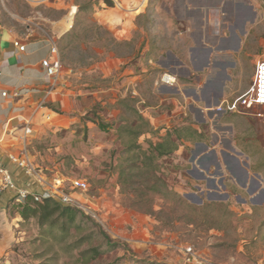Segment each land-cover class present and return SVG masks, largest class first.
<instances>
[{
    "label": "rangeland",
    "instance_id": "1",
    "mask_svg": "<svg viewBox=\"0 0 264 264\" xmlns=\"http://www.w3.org/2000/svg\"><path fill=\"white\" fill-rule=\"evenodd\" d=\"M13 1L12 6L24 16L14 21L22 33L28 25L34 27L33 22L50 35L45 26L49 22L44 18L62 15L58 9L32 10L24 0ZM72 1L82 10L69 33L56 38V43L61 79L80 95L74 96L65 108L45 101L46 114H40V119L31 124L29 145L33 162L47 182L56 180L58 185L62 181V189L73 193L84 206L82 212L111 240L121 244L89 264H183L187 246L201 259L218 264H264V107L219 117L206 113L205 104L198 103V98L194 100L213 71L196 72L199 81L194 75L183 77L185 70L178 60L192 67L188 55L190 33L185 23L167 12L169 0ZM248 4L240 51L234 57L238 59L234 60L237 66L230 70L224 89L223 82L217 88L222 91L219 100L233 99L246 91L255 63L264 61V0H249ZM96 16L111 21L120 16L136 17L137 27L130 40L117 41L106 25L96 28ZM163 74L171 75L175 81L161 82ZM243 85L247 88L240 92ZM98 88L104 94L97 101ZM196 104L202 107L203 114L192 110ZM52 109L70 117L55 115ZM135 110L153 128L139 137L143 148L161 138L167 129L190 124L197 130L192 140L158 161V174L174 192L198 207L195 211L183 208L168 196L144 190L136 169L129 178L124 173L120 176L128 164L124 149L131 134L118 133L116 128L126 118L132 120ZM88 118L113 125L103 131L87 122ZM227 121L235 130L242 128L235 134L242 148L249 147L250 153L256 149L253 155L257 154L262 177L253 175L244 181L239 176L237 184L233 182L226 151L231 136L226 130L219 132L225 135L221 137L226 165L221 161L214 165L209 155L198 154L203 150L199 144L213 146L215 127ZM73 179L85 181L87 190H72ZM142 193L154 197V201L139 211V206L131 204ZM23 200L10 191L0 197V264H88L82 254L88 245L83 243L77 248L71 243L85 229L63 240L58 230L39 226L36 218L23 220L19 214ZM149 210L152 215L144 213Z\"/></svg>",
    "mask_w": 264,
    "mask_h": 264
},
{
    "label": "crops",
    "instance_id": "2",
    "mask_svg": "<svg viewBox=\"0 0 264 264\" xmlns=\"http://www.w3.org/2000/svg\"><path fill=\"white\" fill-rule=\"evenodd\" d=\"M24 1L33 8L32 10L39 7L62 11V15L56 19L48 16L44 18L45 22H49V25L45 26H48L50 35L39 23L33 22L34 27L28 25L22 33L14 21L15 18L23 19L24 16L18 14L17 9L12 6L13 0H0V167L7 168L11 172L18 187L29 189V192L34 193L43 191L45 185L23 175L22 171L10 162L9 155L20 153L23 148V144L19 140L23 133L22 126L26 122L34 125L40 119V114H46V106H43L45 101L57 102L60 107L65 108L74 96L80 95V92H77L61 79L62 64L56 38H62L69 33L74 25V18L80 14L82 9L81 6L79 9L72 0ZM169 1L170 4L166 6L167 12L174 13L171 15H175L178 21L185 23L187 32L190 33L188 55L192 69L177 59L179 65L185 70L182 73L183 77L189 79V75H194L199 81L200 76L198 77L196 72L204 69H212L213 71L205 80L199 95L194 97L195 101L198 98V103L203 102L206 107L208 102L214 101L217 88L223 82V80L220 82L212 81V77L216 76L218 70L212 66V60L223 59L231 63L230 66V63L224 62L222 69L223 75L225 73L227 78L230 75V70L237 66L234 60L238 59L234 57L240 51L243 26L249 16L247 10L249 0ZM108 8L112 9L113 7L109 6ZM115 18L111 21L108 18L96 16L94 24L100 27H102L100 24L106 25L112 30L113 37L117 41L130 40L133 29L137 27L134 23L136 17L130 19L127 17L128 19H126V17L120 16L119 20H114ZM127 21H129V25L126 24ZM52 42L56 45V53L50 51ZM18 45H23L24 50H19ZM54 59H58L60 62V72L57 76L49 78L45 75L42 61ZM246 88L247 85H243L240 92ZM2 92L6 93L5 96L2 95ZM95 93L98 101L99 96L104 94V90L98 88ZM194 94L197 95L196 92ZM192 110L200 114L204 113L200 105L192 106ZM206 111L209 113L208 110ZM51 113L70 117L66 113ZM222 115L219 114V117ZM220 124L215 127L216 132L213 134L211 144L213 146L209 147L205 143L199 144L203 150L198 154H201L202 157L209 155L210 162L214 165L219 161L226 165L223 156L226 149L223 148L224 142L222 141V137L225 135L219 134V132L226 130L228 137L231 136L227 142L226 151H229L228 160L231 165L233 182L237 184L236 177L239 176H242L244 181L253 175L261 176L263 171L259 170L257 154L253 155V151L256 149L252 148L250 153L247 151L249 147L245 148L244 146L242 148L241 144L235 141L237 130L239 133L242 128L233 129L230 121ZM29 143L30 137L27 140V148L31 155ZM45 182H47L46 179ZM262 185H264V181H262ZM207 262V264H218L211 260Z\"/></svg>",
    "mask_w": 264,
    "mask_h": 264
},
{
    "label": "trees",
    "instance_id": "3",
    "mask_svg": "<svg viewBox=\"0 0 264 264\" xmlns=\"http://www.w3.org/2000/svg\"><path fill=\"white\" fill-rule=\"evenodd\" d=\"M109 5H111V3ZM96 28L101 27L96 25ZM53 112L58 113L57 110H53ZM134 112L135 117L133 116L132 120L126 118L123 122L124 124L116 128L118 129V133L131 134L130 140L125 145L124 149V153H126L129 159L128 164L126 170L124 167L121 169L120 176L124 173L125 176L129 178L133 170L136 169L139 176L142 178L141 184L145 187L144 190H150L158 195L168 196V199H172L173 202L175 201L178 205H182L183 208L195 211L198 207L188 203L187 200L174 192L158 174V161L177 151L183 142L192 140L193 137L198 134L197 130H194L190 124L167 129L161 138L155 142H148L147 147L143 148L138 142V139L144 134H149L153 128L141 114L136 110ZM86 121L94 123L103 131H109L110 127L113 125V122L105 124L100 120L97 121L92 118H88ZM153 201L154 197H149L147 193H142L137 199V202L131 205L134 207L139 206V211H141L143 205L150 206ZM144 213L152 215L151 210ZM19 214L23 220L36 218L39 226H47L50 231L58 230L60 232V238L63 240H67L70 234L80 233L85 229L86 232H83L79 238L71 243L73 247L77 248L81 247L83 243L88 245L82 252L88 264L93 260L101 258L104 254L121 247L119 242L111 240L107 234L81 210L70 205H64L53 197H44L42 200L38 201L32 194H28L22 202ZM94 241H97L98 244L93 245L92 242Z\"/></svg>",
    "mask_w": 264,
    "mask_h": 264
},
{
    "label": "built area",
    "instance_id": "4",
    "mask_svg": "<svg viewBox=\"0 0 264 264\" xmlns=\"http://www.w3.org/2000/svg\"><path fill=\"white\" fill-rule=\"evenodd\" d=\"M19 50H24L23 45H18ZM51 53H56V45L52 42L50 49ZM42 66L45 69V75L49 78L55 77L60 72V62L58 59L52 61L44 60L42 61ZM161 82L172 83L175 81L169 74H163L161 76ZM5 92L2 95L5 96ZM256 107H264V61L258 60L254 65V73L251 79V83L246 91L236 96L233 99L222 98L219 100L217 106L211 109H207L209 112L216 114H226V113H237V114H247L250 110ZM260 114H258L259 116ZM23 133L19 137V140L23 144L19 154L9 155L10 162L19 168L22 173L27 177L40 184H44L47 188L43 193L35 194L29 192L27 189L18 187L14 182L11 172L4 167H0V197L3 192H15V194L20 198L24 199L26 195L32 194L33 197L40 201L44 197H53L60 203L64 205H70L81 211L85 212V208L78 200H76L73 193L65 192L62 189V181L55 185V181L45 182V178L41 171L34 164L32 156L28 152L27 140L32 132V125L26 122L22 126ZM70 186L72 190H78L80 192H85L87 190V183L82 179L70 180ZM183 264H207V260L201 259L198 254L193 250L191 246H187L183 250Z\"/></svg>",
    "mask_w": 264,
    "mask_h": 264
},
{
    "label": "flooded vegetation",
    "instance_id": "5",
    "mask_svg": "<svg viewBox=\"0 0 264 264\" xmlns=\"http://www.w3.org/2000/svg\"><path fill=\"white\" fill-rule=\"evenodd\" d=\"M224 62H226L228 64L230 63V62H227V61H225L223 59H219V60L213 59L212 60V66L218 68V70L216 72V76L212 77V81H217V82L219 81L220 82V81L223 80V83H222L223 89H224V87H225V85L227 83V80H228V78L224 77V75L222 73V69H223L224 64H225ZM230 66H231V63H230Z\"/></svg>",
    "mask_w": 264,
    "mask_h": 264
},
{
    "label": "water",
    "instance_id": "6",
    "mask_svg": "<svg viewBox=\"0 0 264 264\" xmlns=\"http://www.w3.org/2000/svg\"><path fill=\"white\" fill-rule=\"evenodd\" d=\"M224 77H226V74L224 73ZM222 95V91L221 90H219V91H217L216 92V96H215V99H214V101H213V105L214 106H217L218 105V103H219V97ZM212 103L211 102H208L207 103V108L208 109H211L212 108Z\"/></svg>",
    "mask_w": 264,
    "mask_h": 264
}]
</instances>
